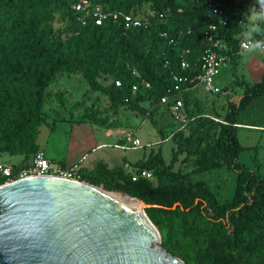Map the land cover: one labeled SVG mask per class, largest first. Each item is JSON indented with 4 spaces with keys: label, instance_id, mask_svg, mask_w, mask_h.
<instances>
[{
    "label": "trees",
    "instance_id": "trees-1",
    "mask_svg": "<svg viewBox=\"0 0 264 264\" xmlns=\"http://www.w3.org/2000/svg\"><path fill=\"white\" fill-rule=\"evenodd\" d=\"M77 1L0 0V155L24 163L36 152L45 90L64 73H79L93 91L108 98L111 108L128 105L144 114L137 102L148 101L156 110L162 107L159 99L172 90L173 76L197 73V61L206 48L203 32L214 25L235 76L234 59L244 33L241 22L246 19L238 15L232 0L91 1L106 14L134 13L144 6L165 14L146 28L130 30L123 29L120 18L111 17L98 26L85 17L82 25L83 14L73 10ZM208 1L221 15L211 12ZM55 21L63 28L55 31ZM185 50L189 70L179 67ZM109 79L106 87L98 82ZM114 81H119L118 87ZM134 85L137 91L132 94ZM237 87L243 92L235 103H228L221 119L206 113L196 91L181 93L186 122L169 116L173 126L160 136V141L170 136L174 145L169 164L163 163L159 152L134 164L136 173L149 172L154 182L143 178L132 182L121 168L102 165L90 172L77 171L79 182L121 191L147 206L143 213L156 230L160 247L184 264H264V177L237 163L243 150L237 131L264 128V61L258 82ZM168 107L163 108L168 111ZM180 154L192 159L191 173L221 166L235 171L231 200L219 204L206 184L172 171Z\"/></svg>",
    "mask_w": 264,
    "mask_h": 264
},
{
    "label": "rangeland",
    "instance_id": "rangeland-1",
    "mask_svg": "<svg viewBox=\"0 0 264 264\" xmlns=\"http://www.w3.org/2000/svg\"><path fill=\"white\" fill-rule=\"evenodd\" d=\"M232 2L238 15L247 21L248 9L255 4V0ZM242 27L244 28V25ZM53 28L57 31L62 29L63 25L55 21ZM234 61V77L231 75L232 64L227 63L215 79L216 86L224 89L219 95L196 90V95L203 105L201 107L206 113L219 119L224 116L228 103H235L241 96L243 87H237V84L253 85L260 80L263 73L264 60L260 53L250 56L240 53ZM98 82L106 87L110 79ZM137 97L138 95L133 99L136 100ZM137 105L145 109L144 114L128 105L113 109L108 98L98 91H93L79 73H64L56 77L45 90L40 109L42 122L38 126L35 139L36 151H44L45 158L53 164L70 167L76 163L77 171L86 172L102 165L107 169L121 168L129 174L134 171L136 162L144 161L149 153L157 152L160 153L163 163L168 165L174 145L170 140L161 142L160 136H165L173 126L169 120V111L163 107L153 110L148 101H139ZM127 133H131V139L136 141V148H114L116 143L130 146L124 139ZM237 140L243 147L238 154L237 163L264 177V128L260 130L257 127H241L237 131ZM100 144L105 145L99 146ZM0 161L21 163L18 157L5 154L0 155ZM192 169V159H186L184 154L176 155L172 171L188 173L191 182L206 184L219 204L231 200L235 171L228 170L225 166L200 173H191ZM90 186L112 200H123L116 191H104L100 187Z\"/></svg>",
    "mask_w": 264,
    "mask_h": 264
},
{
    "label": "water",
    "instance_id": "water-1",
    "mask_svg": "<svg viewBox=\"0 0 264 264\" xmlns=\"http://www.w3.org/2000/svg\"><path fill=\"white\" fill-rule=\"evenodd\" d=\"M144 219L75 180L32 177L0 186V264H184Z\"/></svg>",
    "mask_w": 264,
    "mask_h": 264
},
{
    "label": "built area",
    "instance_id": "built-area-1",
    "mask_svg": "<svg viewBox=\"0 0 264 264\" xmlns=\"http://www.w3.org/2000/svg\"><path fill=\"white\" fill-rule=\"evenodd\" d=\"M92 0H78L73 5V10L77 13L83 14L80 18V22L84 24V18L89 17L92 19L94 25H101L107 17H111L113 21L118 18L121 20L123 29H139L146 28L152 19L163 20L164 13H156L150 10L147 6L142 7L137 12H129L128 14L112 13L106 14L101 9L91 4ZM208 7L214 15H221V11L216 8L215 5L208 1ZM221 25H225V21H221ZM160 36H164L161 34ZM202 42L206 46L205 50L200 55L197 61V73L189 77L187 76H173L172 90L168 91L166 95L159 99V105L162 107L169 105L168 111L170 117L179 123H185L186 119L183 113L181 93L188 91H196L200 89L204 93L211 95L218 94L221 88L216 86L215 79L219 75L220 71L229 63V56L225 54L226 45L223 40L218 37L216 27L209 25L202 35ZM241 43L239 44L238 54L242 53ZM264 59V53H260ZM188 55V51L185 50L181 53V60L179 67L181 70H189L190 65L186 61L185 56ZM134 75H136L133 72ZM114 86H119V81H114ZM143 87L148 88L147 83H143ZM137 91V87L134 85L131 87V93L134 94ZM174 92V94H171ZM216 121L215 119H213ZM183 125L179 127L182 129ZM170 137V136H169ZM169 137L166 140H169ZM125 141L130 143V146H123L120 144L113 145L114 148L120 150L135 149L136 141L131 139V133H127L124 137ZM163 142V141H161ZM77 167L72 165L70 167H62L60 165L53 164L45 158V155L36 151L27 162L19 164H11L0 161V178L4 180L5 184H9L15 181L28 179L32 177H56L67 180L78 181ZM130 180L136 181L137 178H143L154 182L153 176L146 171L136 173L134 170L129 173ZM1 186V185H0Z\"/></svg>",
    "mask_w": 264,
    "mask_h": 264
},
{
    "label": "clouds",
    "instance_id": "clouds-1",
    "mask_svg": "<svg viewBox=\"0 0 264 264\" xmlns=\"http://www.w3.org/2000/svg\"><path fill=\"white\" fill-rule=\"evenodd\" d=\"M258 5V7L256 6ZM247 21L244 24L243 39L241 40L242 54L250 56L264 53V0H255V4L248 9Z\"/></svg>",
    "mask_w": 264,
    "mask_h": 264
},
{
    "label": "bare ground",
    "instance_id": "bare-ground-1",
    "mask_svg": "<svg viewBox=\"0 0 264 264\" xmlns=\"http://www.w3.org/2000/svg\"><path fill=\"white\" fill-rule=\"evenodd\" d=\"M99 192L100 195H102L105 199L109 200L110 202L124 208L125 210L131 212L132 214H134L135 216H137L138 218L140 217L141 220L144 221L142 214L140 213V206L139 204L135 201V200H131V199H123V200H112L111 198L107 197L106 195L103 194V192H100L99 190H97Z\"/></svg>",
    "mask_w": 264,
    "mask_h": 264
},
{
    "label": "crops",
    "instance_id": "crops-1",
    "mask_svg": "<svg viewBox=\"0 0 264 264\" xmlns=\"http://www.w3.org/2000/svg\"><path fill=\"white\" fill-rule=\"evenodd\" d=\"M121 139H122V138H121ZM119 140H120V139H119ZM116 144H118V143H116ZM102 145H105V144H100L99 146H102ZM114 145H115V144H114ZM120 145H121V144H120ZM38 151L42 152V153L45 155V152H44V151H41V150H38ZM82 157H83V156H82ZM82 157H81V158H82ZM73 164H74V163H73ZM75 164H76V163H75ZM75 164H74V165H75ZM71 165H72V164H71Z\"/></svg>",
    "mask_w": 264,
    "mask_h": 264
}]
</instances>
